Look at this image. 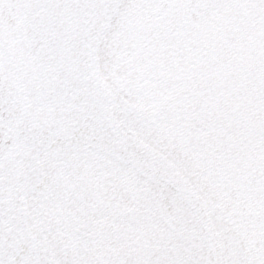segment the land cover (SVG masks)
I'll list each match as a JSON object with an SVG mask.
<instances>
[{"label":"snow or ice","instance_id":"6c2138e0","mask_svg":"<svg viewBox=\"0 0 264 264\" xmlns=\"http://www.w3.org/2000/svg\"><path fill=\"white\" fill-rule=\"evenodd\" d=\"M0 264H264V0H0Z\"/></svg>","mask_w":264,"mask_h":264}]
</instances>
